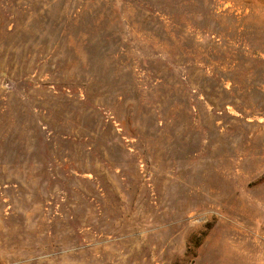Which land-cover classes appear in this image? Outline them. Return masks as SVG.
Returning <instances> with one entry per match:
<instances>
[{
	"label": "rangeland",
	"instance_id": "rangeland-1",
	"mask_svg": "<svg viewBox=\"0 0 264 264\" xmlns=\"http://www.w3.org/2000/svg\"><path fill=\"white\" fill-rule=\"evenodd\" d=\"M0 264H264V0H0Z\"/></svg>",
	"mask_w": 264,
	"mask_h": 264
},
{
	"label": "trees",
	"instance_id": "trees-1",
	"mask_svg": "<svg viewBox=\"0 0 264 264\" xmlns=\"http://www.w3.org/2000/svg\"><path fill=\"white\" fill-rule=\"evenodd\" d=\"M193 80L195 81V83H196L197 85L202 86L201 83L199 82V80H198L197 78H194Z\"/></svg>",
	"mask_w": 264,
	"mask_h": 264
}]
</instances>
